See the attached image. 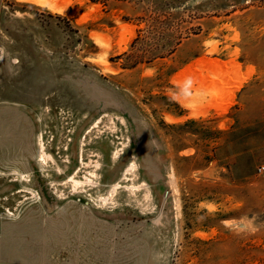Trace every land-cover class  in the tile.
Here are the masks:
<instances>
[{
	"label": "rangeland",
	"instance_id": "rangeland-1",
	"mask_svg": "<svg viewBox=\"0 0 264 264\" xmlns=\"http://www.w3.org/2000/svg\"><path fill=\"white\" fill-rule=\"evenodd\" d=\"M57 1L0 0V264H264V0Z\"/></svg>",
	"mask_w": 264,
	"mask_h": 264
},
{
	"label": "bare ground",
	"instance_id": "bare-ground-1",
	"mask_svg": "<svg viewBox=\"0 0 264 264\" xmlns=\"http://www.w3.org/2000/svg\"><path fill=\"white\" fill-rule=\"evenodd\" d=\"M29 1H33L39 5H42V6H48L49 8L54 9V10H57L60 8L59 7L60 4H58L57 0H29Z\"/></svg>",
	"mask_w": 264,
	"mask_h": 264
}]
</instances>
